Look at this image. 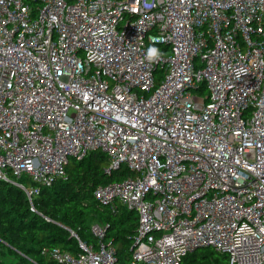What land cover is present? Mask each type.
I'll return each mask as SVG.
<instances>
[{
  "label": "built area",
  "instance_id": "obj_1",
  "mask_svg": "<svg viewBox=\"0 0 264 264\" xmlns=\"http://www.w3.org/2000/svg\"><path fill=\"white\" fill-rule=\"evenodd\" d=\"M92 151L130 173L94 194L137 212L131 258L95 224L56 264H264V0H0V182L33 207Z\"/></svg>",
  "mask_w": 264,
  "mask_h": 264
},
{
  "label": "trees",
  "instance_id": "obj_2",
  "mask_svg": "<svg viewBox=\"0 0 264 264\" xmlns=\"http://www.w3.org/2000/svg\"><path fill=\"white\" fill-rule=\"evenodd\" d=\"M151 47L160 52L167 48ZM109 158L102 151H92L84 159L68 165V180L43 187L33 199L8 182H0V264H56L47 248H60L77 255L82 248L79 239L88 245H98L92 232L95 224L104 225L102 242L113 248L121 263L131 258V248L138 235V214L117 204L96 198L101 185L122 181L130 173L121 169L107 173ZM75 233L78 238L73 235ZM182 264H231L228 254L211 247L189 253Z\"/></svg>",
  "mask_w": 264,
  "mask_h": 264
},
{
  "label": "clouds",
  "instance_id": "obj_3",
  "mask_svg": "<svg viewBox=\"0 0 264 264\" xmlns=\"http://www.w3.org/2000/svg\"><path fill=\"white\" fill-rule=\"evenodd\" d=\"M147 6V5H146ZM161 55V53L159 52L158 49L154 48V47H150L148 49V53H147V59H149L150 61L153 59L158 58Z\"/></svg>",
  "mask_w": 264,
  "mask_h": 264
},
{
  "label": "rangeland",
  "instance_id": "obj_4",
  "mask_svg": "<svg viewBox=\"0 0 264 264\" xmlns=\"http://www.w3.org/2000/svg\"><path fill=\"white\" fill-rule=\"evenodd\" d=\"M70 162H71V164H74V162H75L74 158H72V159L70 160Z\"/></svg>",
  "mask_w": 264,
  "mask_h": 264
},
{
  "label": "water",
  "instance_id": "obj_5",
  "mask_svg": "<svg viewBox=\"0 0 264 264\" xmlns=\"http://www.w3.org/2000/svg\"><path fill=\"white\" fill-rule=\"evenodd\" d=\"M138 243L135 244V246L137 245Z\"/></svg>",
  "mask_w": 264,
  "mask_h": 264
}]
</instances>
